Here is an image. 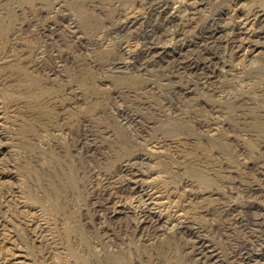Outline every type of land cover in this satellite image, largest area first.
<instances>
[{
	"label": "rangeland",
	"instance_id": "1",
	"mask_svg": "<svg viewBox=\"0 0 264 264\" xmlns=\"http://www.w3.org/2000/svg\"><path fill=\"white\" fill-rule=\"evenodd\" d=\"M261 18L264 0H0V264H264ZM147 203L157 237L110 219Z\"/></svg>",
	"mask_w": 264,
	"mask_h": 264
},
{
	"label": "bare ground",
	"instance_id": "2",
	"mask_svg": "<svg viewBox=\"0 0 264 264\" xmlns=\"http://www.w3.org/2000/svg\"><path fill=\"white\" fill-rule=\"evenodd\" d=\"M155 1V0H154ZM166 2V1H165ZM164 2V3H165ZM168 2V1H167ZM203 3V2H202ZM150 5H152V4H150ZM165 5V4H164ZM161 6V5H160ZM151 7V6H150ZM164 8V7H163ZM163 8H162V10H163ZM157 10V9H156ZM166 10V9H165ZM160 12H161V10H160ZM165 12V11H164ZM157 13H159V11L157 12ZM188 15V14H187ZM257 17V16H256ZM262 19V18H261ZM262 21L264 22V19H262ZM260 22V21H259ZM261 24V23H260ZM263 24V23H262ZM262 27H263V25H262ZM261 27V28H262ZM260 28V29H261ZM175 30V29H174ZM220 30V29H219ZM257 30V29H256ZM263 30V29H262ZM261 30V31H262ZM182 31H184V30H181V32ZM217 31H218V29H217ZM223 31V30H222ZM179 32H180V30H179ZM180 32V33H181ZM215 32V31H214ZM213 32V33H214ZM238 32V31H237ZM258 32V31H257ZM257 32H256V34H257ZM177 33H178V30H177ZM183 33V32H182ZM224 33L225 32H223V35H224ZM252 33V32H251ZM212 34V33H211ZM227 34V33H226ZM233 34V33H232ZM235 34V33H234ZM255 34V33H254ZM255 34V35H256ZM228 36H229V33L227 34ZM231 35V34H230ZM240 35V34H239ZM173 36V35H172ZM247 36V35H246ZM260 36H261V34H260ZM211 37H213L214 38V36H211ZM243 37V36H242ZM179 38V37H178ZM220 38V37H219ZM218 38V39H219ZM223 38V37H222ZM225 38V37H224ZM239 37H237V39H238ZM256 38V37H255ZM259 38V37H258ZM154 39V38H153ZM217 39V38H216ZM236 39V40H237ZM213 40V39H212ZM232 40H233V38H232ZM231 40V41H232ZM252 40V39H251ZM218 41H220V40H218ZM229 41V40H228ZM249 41V40H248ZM255 41H257V40H255ZM213 42V41H212ZM217 42V41H216ZM233 42H234V40H233ZM253 42V41H252ZM215 43V42H214ZM218 43V42H217ZM216 43V44H217ZM228 43L229 42H227V45H228ZM223 44V43H222ZM237 45V44H236ZM240 45V44H239ZM248 45V44H247ZM250 45V44H249ZM253 44H251V46H252ZM231 46V45H230ZM243 46H245V45H243ZM242 46V47H243ZM257 46V45H256ZM157 47V46H156ZM183 47V46H182ZM238 47L239 46H237V50H238ZM149 48V47H148ZM158 48V47H157ZM225 48H226V46H225ZM232 48V47H231ZM241 48V47H240ZM248 49H249V46L247 47ZM246 48V49H247ZM145 49V48H144ZM152 49V48H151ZM150 49V50H151ZM247 49V50H248ZM254 49V48H253ZM153 50V49H152ZM180 50V49H179ZM184 49H182V51H183ZM228 50V49H227ZM230 50V49H229ZM234 50V49H233ZM232 50V51H233ZM244 50V49H243ZM141 51V50H140ZM146 51V50H145ZM249 51V50H248ZM151 52V51H150ZM156 52V51H155ZM154 52V53H155ZM162 52V51H161ZM166 52H168V51H166ZM251 52V51H250ZM181 53V52H180ZM179 53V54H180ZM184 53V52H183ZM239 53H241V52H239ZM243 53V52H242ZM156 54V53H155ZM246 55H247V51H246V53H245ZM235 56V55H234ZM244 56V55H243ZM175 59H176V57H175ZM177 59H178V57H177ZM133 61V60H132ZM176 61V60H175ZM180 62V61H179ZM134 64V63H133ZM178 64V63H177ZM182 66V65H181ZM188 66V65H187ZM192 66V65H191ZM195 66V65H194ZM198 68V67H197ZM196 68V69H197ZM209 76V75H208ZM201 80V79H200ZM207 80V79H206ZM205 80V81H206ZM168 107V106H167ZM131 118V117H130ZM127 120V119H126ZM131 121V120H130ZM133 122V121H132ZM136 130H138L137 128H136ZM141 131V130H140ZM138 134H139V132L138 131H136ZM143 134V133H142ZM142 134H141V136H142ZM140 136V135H139ZM85 140V139H84ZM83 140V141H84ZM88 142V141H87ZM81 144H82V142H81ZM85 144H86V142H85ZM87 145V144H86ZM85 145V146H86ZM82 147V146H81ZM89 148V147H88ZM81 149V148H80ZM86 153H88V152H86ZM85 154V153H84ZM91 163V162H90ZM143 162L141 161H134L130 166H129V168H126L125 170H124V172H125V174H124V179H121V181H119V183H118V186H119V188H120V190H123V191H125L126 193H131V194H133V192L130 190V185H131V182H136V180H134V179H138V177L140 176V173H141V164H142ZM127 167V166H126ZM125 168V167H124ZM123 170V169H122ZM142 174V173H141ZM127 177H129V178H127ZM121 178V177H120ZM69 180V179H68ZM68 182V181H67ZM91 185V184H90ZM73 186V185H72ZM132 186V185H131ZM118 188V187H117ZM123 191H121V193L123 192ZM134 191V190H133ZM124 192V193H125ZM252 192V191H251ZM99 195V194H98ZM127 195V194H126ZM250 195L251 194H249V197H250ZM140 198V197H139ZM131 199V198H130ZM151 200V199H150ZM153 200H154V198H153ZM97 201H98V199H97ZM147 201V200H146ZM99 202V201H98ZM145 202V201H144ZM148 202V201H147ZM247 202V201H246ZM252 202V201H251ZM254 202H252L251 204H253ZM152 204H154V203H147L146 204V207L145 208H143V209H141V210H139L138 209V211L137 210H134V208H133V210L131 209V207L129 208H125V207H123V206H120L119 208H116V210L114 211V213L111 215V217H110V219L112 220V222H114V220H117L118 218L120 219V217L119 216H121V215H123V216H127V222H126V224L124 225V226H126V228L128 229L132 224V222H133V224H134V221H136V224H135V227L133 228V229H135V231H139V232H141V233H145V234H147V236L148 237H152V236H156L157 237V235L160 233V232H163V231H166L167 230V228H166V226L165 225H163L162 224V222H165L164 220V218H163V214L161 213H159V214H157V213H154L153 212V209H152V207H151V205ZM244 204V203H243ZM250 204V205H251ZM105 205V204H104ZM242 205V204H241ZM248 205V204H247ZM257 205V204H256ZM143 206V205H142ZM254 206V205H253ZM105 207V206H104ZM134 207H136V206H134ZM109 208H111V207H109ZM108 208V209H109ZM140 208V207H139ZM235 208H236V206H235ZM249 208V207H248ZM247 208V209H248ZM255 208H256V206H255ZM238 209V208H237ZM243 209V208H242ZM251 209V208H250ZM262 209V208H261ZM261 209H259V210H261ZM96 212H101L102 211V203H101V201H100V203H96V205H95V209H94ZM104 210V209H103ZM258 210V209H257ZM257 210H254V211H257ZM258 210V211H259ZM112 211V210H111ZM104 212V211H103ZM243 212V211H242ZM241 212V213H242ZM105 213H106V211H105ZM240 213V214H241ZM264 213V212H263ZM118 214H120L119 216H118ZM103 215H105V214H103ZM177 215V214H176ZM242 215V214H241ZM257 215H259V212H258V214ZM264 215V214H263ZM168 216V215H167ZM262 216V215H261ZM178 217V216H177ZM174 218H176V217H174ZM227 218V217H226ZM252 218V217H251ZM264 218V217H263ZM118 219V220H119ZM177 219V218H176ZM259 219H260V217H259ZM259 219H258V221H259ZM172 220V219H171ZM249 220V219H248ZM254 220H256V219H254ZM174 222L173 223H175V219L173 220ZM247 221V220H246ZM171 222V221H170ZM179 222V224H177V232H180L181 234H183V235H190L191 233H190V231H189V227H188V225L187 224H185V223H183L182 221L180 222V221H178ZM264 222V221H263ZM116 223V222H115ZM169 223V222H168ZM183 223V224H182ZM239 223V222H238ZM245 223V222H244ZM243 223V224H244ZM251 223V222H250ZM191 225V224H190ZM239 225V224H238ZM250 225V224H249ZM121 226H123V225H121ZM173 226H174V224H173ZM179 226V227H178ZM240 226H242V224L240 225ZM197 227V226H196ZM246 227V226H245ZM255 227V226H254ZM122 228V227H121ZM176 227L174 226V229H175ZM257 228V227H256ZM171 229H173V227L171 228ZM246 229V228H245ZM130 230V229H129ZM248 230V229H247ZM246 230V231H247ZM250 231V230H249ZM256 231V230H255ZM176 232V233H177ZM260 232V231H259ZM169 233V232H168ZM172 233H174V232H172ZM251 233H252V230H251ZM179 234V233H178ZM180 234V236L182 237L183 235H181ZM161 235H162V233H161ZM256 235V234H255ZM256 236H258V235H256ZM175 237V236H174ZM186 237V236H185ZM190 237H192V236H190ZM253 237V236H252ZM255 237V236H254ZM183 238H184V236H183ZM189 237L187 236V239H188ZM259 238V237H258ZM181 239V238H180ZM186 239V238H185ZM184 239V240H185ZM250 240V239H249ZM258 240V239H257ZM260 240V239H259ZM186 241V240H185ZM188 241V240H187ZM186 241V242H187ZM194 241V240H193ZM252 241V240H251ZM189 242V241H188ZM191 242V241H190ZM196 242V241H195ZM257 242V241H256ZM259 242V241H258ZM197 243V242H196ZM196 243H195V245H196ZM201 243V242H200ZM179 244V243H178ZM204 244V243H203ZM194 245V244H193ZM205 245V244H204ZM204 245H203V247H204ZM183 247V246H182ZM203 247H199L197 250H196V253H197V255L200 257V259H203V258H207V259H209V261L210 260H212L213 258L214 259H221L220 258V256H218L217 254L215 255V254H213V253H208V252H205V249L203 248ZM193 248V251H194V246L192 247ZM192 250V249H191ZM248 252H250L249 251V249L247 250ZM243 252H244V250H243ZM193 254V253H192ZM247 255H250L249 253H247ZM246 255V256H247ZM245 256V257H246ZM194 257V256H193ZM198 257V258H199ZM244 257V256H243ZM120 258V257H119ZM197 258V259H198ZM194 259V258H193ZM196 259V258H195ZM244 259V258H243ZM79 261H81L80 259H79ZM85 261V260H84ZM208 261V262H209ZM195 262H197L196 260H195ZM87 263V262H86ZM86 263H84V264H86ZM126 263V262H125ZM194 264H196V263H194ZM198 264V263H197ZM214 264V263H213Z\"/></svg>",
	"mask_w": 264,
	"mask_h": 264
}]
</instances>
